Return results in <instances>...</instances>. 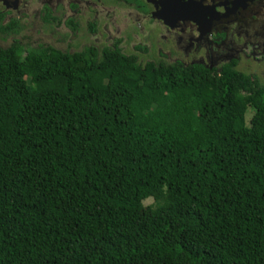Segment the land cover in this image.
<instances>
[{"label": "trees", "instance_id": "trees-1", "mask_svg": "<svg viewBox=\"0 0 264 264\" xmlns=\"http://www.w3.org/2000/svg\"><path fill=\"white\" fill-rule=\"evenodd\" d=\"M19 31L0 22V264H264L257 76Z\"/></svg>", "mask_w": 264, "mask_h": 264}, {"label": "flooded vegetation", "instance_id": "flooded-vegetation-1", "mask_svg": "<svg viewBox=\"0 0 264 264\" xmlns=\"http://www.w3.org/2000/svg\"><path fill=\"white\" fill-rule=\"evenodd\" d=\"M32 1L37 2L39 10L36 16L43 23L60 25L72 20L78 28L81 25L80 15L84 14L81 19L87 15L89 19L86 24L87 27L91 26L89 32L92 36L102 35L99 23L103 21L110 25L109 22L115 19L117 7L129 9L125 19L131 22L132 30H125L126 40L117 38L106 45H87L98 50L114 48L119 40L118 48L133 51L138 42L129 47L127 41L134 42L137 40L135 37L148 32L150 36L146 37V41L152 46L146 47V42L142 40L140 45L145 51L139 52L140 56L154 57L151 52L156 50L157 53L166 54L159 55V58L176 62L179 66L202 64L207 69L219 70L234 60L240 71L255 76L258 71H264V0H176L180 5H188L180 8L169 3L173 0H155L156 3H152V0H0V22L15 20L21 31V28L24 29L21 19L28 16ZM181 8H189L188 13ZM189 10L197 12L190 14ZM99 11L105 12L108 18H100ZM181 12L187 13L186 17L193 21L182 18L184 15ZM60 14L62 18H58ZM47 15L49 18H46ZM102 28L112 35L108 25ZM20 34L15 35L18 41ZM7 38L0 37V40L5 42ZM187 58L192 60L186 61Z\"/></svg>", "mask_w": 264, "mask_h": 264}, {"label": "rangeland", "instance_id": "rangeland-1", "mask_svg": "<svg viewBox=\"0 0 264 264\" xmlns=\"http://www.w3.org/2000/svg\"><path fill=\"white\" fill-rule=\"evenodd\" d=\"M31 3V9L28 12V16L21 19V24L24 26L23 31L21 32L20 36L18 38L20 39V44L25 46H32L35 47L38 44H50L54 48L61 49V50H67L68 52H72L75 50H80L84 45H90V44H100V45H106L107 43H110L114 41V39L120 38L126 40V33L125 30L127 28L131 29V22H129L128 19H125L127 17V14L129 13V9L126 7H117V13L114 14V18L112 19L113 22H109V24L104 23L101 21L98 25L99 30H101L102 35H95L92 36L91 33L88 30L86 21L89 19V17L86 15L83 19L82 16L84 14L80 15L81 25L75 29L71 30L65 23H60V25L54 24H48L43 23L40 18H37L36 14L39 10V6L37 5L36 1H32ZM105 12L99 11V17L100 18H108V16L104 15ZM39 16L41 17V12L39 13ZM131 19V16H129ZM58 18H62V14L58 16ZM136 23V22H135ZM108 25V29H111V34H107L102 27L104 28ZM139 26V25H138ZM132 30V29H131ZM144 31V30H143ZM148 32H143L141 36L135 37V41L133 42L130 40L127 41L129 47H131L133 44L137 43L142 44L143 42H146L145 46H152L149 42L146 41V37L150 36L148 35ZM104 36V37H102ZM144 36V37H143ZM15 37V36H14ZM158 40V39H156ZM101 42V43H99ZM12 44L11 37L7 38V41L2 42L0 40V46L1 47H8ZM74 45H78V47L74 48ZM156 42L154 44V48H156ZM151 54L154 57H148L146 59L152 60L153 58L160 59L159 55L165 56L166 54L163 53H157L156 50L154 52H151ZM159 56V57H158ZM172 58V57H171ZM192 60L191 58H189ZM188 58L186 61L189 60ZM245 66V65H244ZM249 65H246V67ZM238 67V64H237ZM244 68V67H243ZM249 68V67H248ZM242 70V69H241ZM258 81L260 83H264V71H258ZM250 112V111H249ZM251 116V112L246 116V121L249 120ZM145 206L152 204V200L148 199L143 202ZM147 215H149V212L143 210L140 212V217L144 219Z\"/></svg>", "mask_w": 264, "mask_h": 264}, {"label": "water", "instance_id": "water-1", "mask_svg": "<svg viewBox=\"0 0 264 264\" xmlns=\"http://www.w3.org/2000/svg\"><path fill=\"white\" fill-rule=\"evenodd\" d=\"M173 1H174V2H173ZM173 1H170L169 3L172 4L173 6L177 7V8H180L181 6H182V7H183V6H188V5H180V4L176 3V0H173ZM249 1H251V0H249ZM152 3H156L155 0H152ZM189 6H190V5H189ZM181 9H183L185 12L188 13V9H189V8H181ZM179 10H180V9H179ZM190 10H191V9H190ZM190 10H189V12H190ZM194 12H197V11H194ZM194 12H190V14H194ZM181 13H182V12H181ZM187 13H182V14L184 15V16H182V18H187V17H186ZM187 19H190V20L193 21V19L189 18V16H188ZM197 21H198V19H197L195 22H197Z\"/></svg>", "mask_w": 264, "mask_h": 264}]
</instances>
